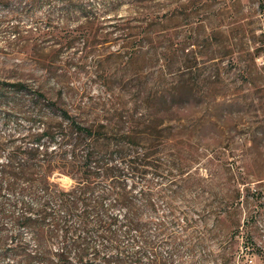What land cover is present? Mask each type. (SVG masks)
I'll use <instances>...</instances> for the list:
<instances>
[{
    "label": "rangeland",
    "instance_id": "obj_1",
    "mask_svg": "<svg viewBox=\"0 0 264 264\" xmlns=\"http://www.w3.org/2000/svg\"><path fill=\"white\" fill-rule=\"evenodd\" d=\"M1 1L0 87L23 81L74 115L84 108L95 127L113 114L109 125L121 131L129 121L132 138L102 133L100 149L111 152L121 143L134 153H156L157 171L123 172L118 179L146 224L130 236L154 247L145 261L159 255L166 264H264V0H64L72 10L68 21L63 1L46 3L37 11L40 18L51 14L58 27L83 29L68 47L43 38L16 41L9 32L15 21ZM22 27L37 26L25 21ZM177 88L195 94L189 103L176 100L187 104L167 116L141 94ZM112 99L115 110L104 113L101 103ZM6 111L1 105L4 140L38 131L20 115L5 124ZM9 151L1 153L0 163ZM51 182L63 190L76 186L57 171ZM109 184L101 181L97 194ZM148 184L150 206L142 194ZM15 197L32 200L28 194ZM114 198L106 208L122 220L128 209L112 208ZM4 225L5 235L13 236L12 223ZM20 235L34 251L38 234L22 228ZM61 241L60 234L48 239L46 249ZM0 264L15 263L7 256Z\"/></svg>",
    "mask_w": 264,
    "mask_h": 264
},
{
    "label": "trees",
    "instance_id": "obj_2",
    "mask_svg": "<svg viewBox=\"0 0 264 264\" xmlns=\"http://www.w3.org/2000/svg\"><path fill=\"white\" fill-rule=\"evenodd\" d=\"M54 1L64 2L1 1L15 21L9 32L16 41L35 42L43 38L60 47H68L84 34L83 29L67 31L58 27L51 14L42 18L37 15L43 5ZM71 11V6L64 2L61 13L65 21L72 17ZM25 21L37 26L35 30L26 31L22 27ZM64 66L67 67L66 64ZM50 74L56 76L55 73ZM104 83L109 85L110 78L106 77ZM144 90L141 94H147L146 102L156 108V113L166 116L183 109L189 103L187 99L195 94L192 88L184 91L177 88L160 95L151 91L144 93ZM105 91L111 98V87ZM59 98H63V91ZM184 98L187 103L176 101ZM101 104L104 113L115 110L113 99ZM1 105L7 110L4 113L5 124L12 116L20 115L38 131L28 130L20 141L14 136L4 140L3 127L0 128V155L10 150L6 163H0V260L8 256L15 264H149L145 258L154 248L153 244L148 239L136 241L130 236L131 229L140 230L146 224L140 221V211L134 209L126 184L118 179L123 172L146 175L150 170L157 171L156 153L147 149L141 154L134 153L121 143H116L111 152L98 147L102 133L130 140L131 129L126 127L129 121L121 131L115 129L109 125L115 116L112 114L103 119L104 124L95 127L87 123L88 113L84 108H77L74 115L70 110L60 108L58 100L48 98L41 89H29L23 81L4 83L0 87ZM51 147L54 150L51 151ZM56 171L74 179L76 186L63 190L51 182ZM103 180L110 182V188L97 194ZM5 191L12 196L7 198ZM27 194L32 197L29 202L15 197ZM142 194L150 206L149 184ZM112 197H115L112 208L122 205L128 209L122 220L109 214L106 208L105 202ZM5 220L16 229L11 237L5 235ZM22 228L38 234L39 243L34 251H29L23 244ZM59 234L62 240L60 247L47 250V240L56 239ZM136 244H139L137 249ZM150 264L166 263L159 255H154Z\"/></svg>",
    "mask_w": 264,
    "mask_h": 264
}]
</instances>
